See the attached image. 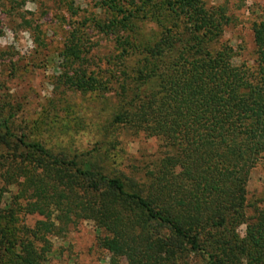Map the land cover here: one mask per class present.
Listing matches in <instances>:
<instances>
[{"label":"trees","instance_id":"trees-1","mask_svg":"<svg viewBox=\"0 0 264 264\" xmlns=\"http://www.w3.org/2000/svg\"><path fill=\"white\" fill-rule=\"evenodd\" d=\"M113 17L102 25L120 50L118 82L75 70L67 81L82 91L113 92L111 125L158 138L165 155L138 185L108 176L95 159L53 153L0 121V181L15 193L0 209V264H49L48 236L58 225L90 221L98 245L127 264H260L264 211L238 241L245 184L264 165V8L252 27L254 69L232 66L226 49L210 52L226 19L199 0H144L136 9L103 2ZM158 29L143 39L138 23ZM77 46L66 57L78 60ZM126 62V61H125ZM111 76V75H110ZM116 85V87H114ZM41 219L31 227L19 216ZM264 264V263H263Z\"/></svg>","mask_w":264,"mask_h":264},{"label":"rangeland","instance_id":"rangeland-1","mask_svg":"<svg viewBox=\"0 0 264 264\" xmlns=\"http://www.w3.org/2000/svg\"><path fill=\"white\" fill-rule=\"evenodd\" d=\"M109 1L30 0L37 8L27 11L24 5L29 0H0V121L2 116H11L14 132L43 143L53 153L69 158L84 156L82 161L93 157L108 176L124 175L140 185L172 150L158 138L111 125L120 107L113 92L82 91L67 81L80 70L99 82L109 77L118 82L123 64L129 72L134 63V57L118 58L120 50L114 38L103 32L102 25L113 17L103 5ZM113 1L117 7L136 9L144 0ZM199 1L204 9L220 11L226 19L220 36L207 49H226L232 66L254 69L252 27L262 20L264 0ZM136 29L143 39L157 38L153 23H138ZM70 45L79 48L78 60L66 57ZM14 193L0 181V209ZM245 206L246 222L235 229L239 242L244 241L246 226L256 213L264 211V165L260 161L248 173ZM40 219L19 216V223L31 228ZM103 236L90 221L58 225L47 237L48 262L127 264L98 245ZM189 264H202V260L191 256Z\"/></svg>","mask_w":264,"mask_h":264},{"label":"clouds","instance_id":"clouds-1","mask_svg":"<svg viewBox=\"0 0 264 264\" xmlns=\"http://www.w3.org/2000/svg\"><path fill=\"white\" fill-rule=\"evenodd\" d=\"M24 8H25L27 11H35L36 8H37V5L31 3L30 0H29V2H26V3H25ZM9 35H11V34H9ZM25 35H27V34H25ZM29 43L31 44V42H29Z\"/></svg>","mask_w":264,"mask_h":264}]
</instances>
